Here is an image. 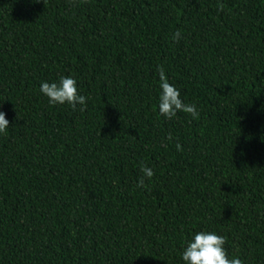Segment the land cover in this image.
I'll return each instance as SVG.
<instances>
[{
	"label": "trees",
	"instance_id": "trees-1",
	"mask_svg": "<svg viewBox=\"0 0 264 264\" xmlns=\"http://www.w3.org/2000/svg\"><path fill=\"white\" fill-rule=\"evenodd\" d=\"M219 2L0 0V264H185L201 231L264 264V0Z\"/></svg>",
	"mask_w": 264,
	"mask_h": 264
},
{
	"label": "clouds",
	"instance_id": "clouds-1",
	"mask_svg": "<svg viewBox=\"0 0 264 264\" xmlns=\"http://www.w3.org/2000/svg\"><path fill=\"white\" fill-rule=\"evenodd\" d=\"M38 2V0H36ZM224 5L218 0V10L222 11ZM181 38V33L177 30L172 40L178 42ZM159 94L158 109L160 115L167 119H172L177 115V112L190 114L192 118H198L199 112L194 103H185L181 99L180 91L168 82L163 68H158ZM40 91L44 94L51 105L68 104L73 110L77 105L86 106V97L80 95L77 89V81L71 76H61L58 82H42ZM81 111L84 107H81ZM9 126V121L6 119V114L0 111V134L6 132ZM172 139L171 134L167 137ZM177 150H182L179 143L176 144ZM143 175L137 181V187H147L145 179H151L154 172L147 166L140 168ZM226 238L216 234L215 232H197L192 239L187 242L182 253V259L185 264H243L238 257L229 258L224 247Z\"/></svg>",
	"mask_w": 264,
	"mask_h": 264
}]
</instances>
